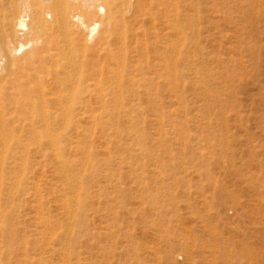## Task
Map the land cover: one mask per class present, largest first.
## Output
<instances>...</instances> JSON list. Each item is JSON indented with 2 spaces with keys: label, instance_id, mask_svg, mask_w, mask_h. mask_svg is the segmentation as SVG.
<instances>
[{
  "label": "rangeland",
  "instance_id": "rangeland-1",
  "mask_svg": "<svg viewBox=\"0 0 264 264\" xmlns=\"http://www.w3.org/2000/svg\"><path fill=\"white\" fill-rule=\"evenodd\" d=\"M183 24L110 109L0 128V264H264V0Z\"/></svg>",
  "mask_w": 264,
  "mask_h": 264
},
{
  "label": "bare ground",
  "instance_id": "bare-ground-1",
  "mask_svg": "<svg viewBox=\"0 0 264 264\" xmlns=\"http://www.w3.org/2000/svg\"><path fill=\"white\" fill-rule=\"evenodd\" d=\"M191 18L192 0H0V128H49L51 108L110 109L122 69L149 62V47Z\"/></svg>",
  "mask_w": 264,
  "mask_h": 264
}]
</instances>
